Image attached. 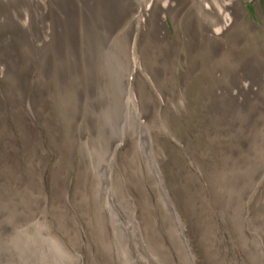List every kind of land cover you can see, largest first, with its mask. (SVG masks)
Listing matches in <instances>:
<instances>
[{
	"label": "bare ground",
	"instance_id": "obj_1",
	"mask_svg": "<svg viewBox=\"0 0 264 264\" xmlns=\"http://www.w3.org/2000/svg\"><path fill=\"white\" fill-rule=\"evenodd\" d=\"M0 78V264H90L64 245L83 229L103 264H230L233 244L264 264L243 199L264 167V36L240 0H0ZM182 109L172 156L155 145Z\"/></svg>",
	"mask_w": 264,
	"mask_h": 264
},
{
	"label": "rangeland",
	"instance_id": "obj_2",
	"mask_svg": "<svg viewBox=\"0 0 264 264\" xmlns=\"http://www.w3.org/2000/svg\"><path fill=\"white\" fill-rule=\"evenodd\" d=\"M140 1V0H138ZM240 5L242 8V13H243V17L245 19L250 20L256 30L259 32L260 36L263 37L264 36V0H240ZM168 21H170V25H171V30H170V37L174 36V27L171 23L170 18H168ZM141 73V75L139 74ZM138 73V79L140 77H145V73L143 72H139ZM185 72L183 71L182 74H184ZM1 80V78H0ZM1 91V88H0ZM178 114L175 116L174 114H169L168 115V122H169V126L168 128L161 133L160 139L157 141L155 146L161 145L162 148V152L166 153L168 151H170V154L173 156V153L177 152V154L179 155L178 151L180 149H184V145L186 142L185 138H187L189 141H192L190 138H192L190 136V132H189V122H193L194 118L191 116L190 113H188L185 110H180L177 111ZM9 124H11L13 126V122L12 120L9 121ZM35 124V122H34ZM35 128V126H34ZM124 140H122V137H120V139L114 143L115 145H120V151H124L125 148L128 146L130 139H127L125 136L123 137ZM14 142V140H13ZM53 157L55 156V153L51 152ZM180 156V155H179ZM162 162V158L161 161ZM169 162H172V159H169ZM48 168H51V164L48 165ZM195 169V167H194ZM146 170V168H145ZM260 173L255 177L254 180V186L252 188L251 191H246L244 198L247 202V208H261L264 210V167H262L260 169ZM165 172L163 170V168L161 169L160 166V173L165 181V187L166 190L168 191V193L170 194V198L174 199V194L172 191L171 186L169 185V182L165 180V177L167 176V174L169 175L170 172L167 170L166 171V175L165 177L163 176V173ZM44 185H45V190L46 193L49 194V188H50V179H51V174L50 171L47 172V174L44 175ZM145 188L147 189L148 193L151 195L152 200L154 202V204L157 207V218L156 220L160 219L159 224L157 223L158 226L162 225V220L160 218V199L158 194L156 193V191L153 188V185L146 184ZM125 191H127L129 193V195H131L132 197H134L136 200H138L139 195L136 194V192L132 189L131 187V183L128 182L125 184L124 186ZM49 201L45 202V207L47 208L46 210L48 211V213L51 215V209H50V205H49ZM44 215V213H43ZM49 219V221H52V225L55 227V229L58 231V233H62L59 229L57 224H54L56 222L55 219L51 220L50 217H47ZM217 222H219V224H221V226L224 228L226 233L225 236V241L226 242H222V245L225 247H230L231 243L230 239L228 237V229L226 228V224L224 225L223 220L220 218L219 221L217 220ZM69 223H71V219L69 220ZM161 231H164V229H162ZM165 234V233H164ZM166 235V234H165ZM166 241H167V245L170 248L171 253H174V249L173 246L170 242V240L168 239V236L166 235ZM227 238L229 240V243L227 242ZM80 240H81V246H77L76 244H74V242L69 241L68 244H64L67 249H69L70 251H72L73 253L77 254L79 257H81L84 261H88V257L90 256V264H103L101 259L99 258L98 254H97V250H96V243L92 241V239L89 236V233L87 231H85L84 229L80 232ZM191 245H192V249L194 254L199 258V247L197 245L194 244L193 241H191ZM237 246H235L233 244V248L231 249V251L229 252H223L222 256L224 258L227 259V262L230 264H248V263H243L245 260V254L243 251L239 250L238 248H236ZM113 261L114 259L117 258V253L115 252V250H113ZM226 256V257H225ZM176 257V256H175ZM114 264H118L117 262L114 261ZM200 264H204L201 260Z\"/></svg>",
	"mask_w": 264,
	"mask_h": 264
}]
</instances>
